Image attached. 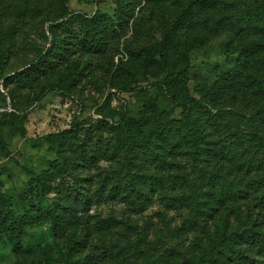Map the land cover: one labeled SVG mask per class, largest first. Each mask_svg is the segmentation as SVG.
I'll return each instance as SVG.
<instances>
[{
	"label": "trees",
	"instance_id": "obj_1",
	"mask_svg": "<svg viewBox=\"0 0 264 264\" xmlns=\"http://www.w3.org/2000/svg\"><path fill=\"white\" fill-rule=\"evenodd\" d=\"M118 1L119 9L113 17L99 14L88 17L68 8L59 17L46 14L44 24L49 25L50 47L14 75L6 77L0 72V82L7 93L4 96L0 92V96L14 102L16 93L30 89L36 104L54 91L73 97L93 71L89 69L86 72L89 64L86 69L81 67L77 59L79 55L97 58V67L107 72L109 83L120 92L134 93L140 90L148 94V88L156 86L170 91L173 85L179 86L182 91L192 70L189 54L198 47L208 45L213 37L227 33L229 40L226 47L238 55L234 71L224 73L220 81L205 89V95L216 109L226 103V97L229 100L231 94L233 102L230 101L234 107L238 106L236 103L239 101L241 105L244 101L255 102L252 119L263 130L253 128L250 140L259 148H264V103L261 100L264 95V0H172L175 6L173 18L164 27L162 41L152 50L139 44L141 32L148 33H145L141 19H135L136 12L138 9L151 10L152 4L161 10L170 0ZM7 3L8 0H0L2 8H6ZM133 20L134 41L126 46L129 61L121 62L114 70L115 53L119 51L120 41L128 34ZM174 54L178 60L173 63L171 57ZM148 73L160 81L144 89L132 87L140 74ZM180 91L173 94L175 101L184 100L180 120L158 114L157 103L151 100L138 117L123 112L117 122L109 123L105 119L109 116L113 121L115 115L106 107L101 111L104 116L102 121L86 128L78 124L75 129L60 134L57 140L59 147H54V150L63 162H53L54 169L40 175L29 172L31 178L36 180L34 188L43 196L56 194V207L41 212L30 202V209L22 219L10 218V205L2 193L0 182V230L7 228L16 235L15 251L21 250L18 238L28 224L50 219L55 223L56 234H63L67 228L76 232L80 225L86 224L78 214H89L92 206L102 200L132 202L139 211H146L156 195L163 194L168 186H173L165 172L179 166L172 160L174 155L204 160L218 166L225 161L224 158L232 153L231 148L221 139H212L203 132L201 123L192 116L197 100ZM26 112L15 109L1 113L4 124L0 123V126H13L18 118L25 120ZM221 126L222 123L217 128L218 132L222 131ZM49 144L54 146L53 141ZM0 148L11 158L9 146L2 140ZM104 161L112 164L110 169L101 167ZM243 168L246 176H250V171L254 170L256 179L251 176V179L245 180V184L229 183L224 179L217 188L215 184L223 176L219 179L218 172L206 168V177L214 180L215 184L203 187L196 183L191 192L181 176L171 174L172 178H178L181 186H185L184 192L190 193L188 198H169L184 200L182 206L189 209V217L184 223L187 229L195 226L204 230L207 222L215 219L213 212L218 210L211 206L210 201L206 202L209 196L224 206L255 194L264 209V176H258L259 168L252 160L244 163ZM93 170L99 172L95 178V189L90 188L89 179L83 177ZM201 172L197 170L200 178ZM173 182L176 184L178 181ZM242 194H246V197ZM34 213L36 217H33ZM215 228L213 233H208L209 247L200 255L188 259L186 264H264V230L260 232L252 228L240 232L223 229L219 225H215ZM74 253L62 257L58 264H80Z\"/></svg>",
	"mask_w": 264,
	"mask_h": 264
},
{
	"label": "rangeland",
	"instance_id": "obj_2",
	"mask_svg": "<svg viewBox=\"0 0 264 264\" xmlns=\"http://www.w3.org/2000/svg\"><path fill=\"white\" fill-rule=\"evenodd\" d=\"M163 6L161 10L154 4L151 10H137L135 19H141L145 33H148L146 35L141 32L139 44L142 47L152 50L162 41V33L175 11L172 0ZM65 8L88 17L97 14L113 17L119 9V1L8 0L6 8L0 5V72L6 77L12 76L50 47L49 25L44 24V17L48 13L59 17ZM134 23L133 20L128 34L120 41L119 51L114 57V70L121 62L129 61L126 46L134 41ZM228 40L227 33L215 36L208 45L198 47L189 54L192 70L182 91L179 86L173 85L170 91L156 86L148 88V94L140 90L134 93L120 92L109 83L107 72L97 67V58L79 55L77 59L81 67L86 69L89 64L86 72L89 69L93 71L73 97L54 91L36 104L30 89L16 93L14 102L0 96V123L4 124L1 113L5 111H27L24 113L25 120L18 118L13 126H0V140L9 146L11 153L9 158L0 148V182L2 193L10 205V218L14 219L24 217L30 209V202L41 212L56 207V194L43 196L34 188L36 180L31 178L29 172L40 175L46 170H53V162L62 163V158L55 151L59 147V135L75 129L78 124L86 128L102 121L104 116L101 111L106 107L115 115L113 121L109 116L105 119L109 123L117 122L123 112L138 117L151 100L157 103L158 114L180 120L184 100L175 101L173 94L179 91L189 94L197 100L192 116L201 123L203 132L212 139H221L232 152L219 166L183 155L172 156L173 162L179 166L171 167V172L165 174L173 186H168L163 194L156 195L146 211H139L132 202L102 200L92 206L89 214H78L86 224L80 225L76 232L67 228L63 234H56L55 223L50 219L28 224L18 238L20 251H15L16 235L12 230H0V264H58L62 257L74 252L80 264H186L188 259L200 255L209 247L208 233L216 230L215 225L240 232L252 228L263 232L264 209L255 194L224 206L214 198L206 197V202L210 201L211 206L218 211L213 212L216 217L207 222L204 230L195 226L187 229L184 223L189 217V209L182 206L184 200L169 199L188 198L190 195L184 192L185 186L180 185L178 178H172V173L182 177L190 192L196 183L203 187L215 184L214 180L206 177V168L218 172L219 179L223 176L215 184L217 188L224 179L229 183L243 184L251 176L256 179L254 170L250 171V176H246L247 172L243 168L244 163L251 160L259 168L258 176H264V148H259L250 140L253 128L263 130L252 119L256 110L255 102L244 101L241 105L239 101L236 103L238 106L234 107L231 94L230 99L226 97V103L216 109L205 95V89L220 81L224 73L234 71L238 55L227 49ZM171 59L174 63L178 57L174 54ZM157 81L160 79H155L150 73L140 74L132 87L144 89L155 85ZM0 92L7 95L2 82ZM261 98L264 103V95ZM221 115L224 117L221 118ZM220 123L222 131L218 132ZM51 141L54 142L53 147L49 144ZM111 166V163L105 161L101 163V167L106 170ZM197 170H202L201 178ZM98 174V170H93L83 175L89 179L90 188H96L95 178ZM68 181L72 182L70 178ZM173 181L178 182L175 184ZM242 195L246 197V194ZM36 216L34 213L33 217Z\"/></svg>",
	"mask_w": 264,
	"mask_h": 264
},
{
	"label": "water",
	"instance_id": "obj_3",
	"mask_svg": "<svg viewBox=\"0 0 264 264\" xmlns=\"http://www.w3.org/2000/svg\"><path fill=\"white\" fill-rule=\"evenodd\" d=\"M8 111H10V110H8Z\"/></svg>",
	"mask_w": 264,
	"mask_h": 264
}]
</instances>
